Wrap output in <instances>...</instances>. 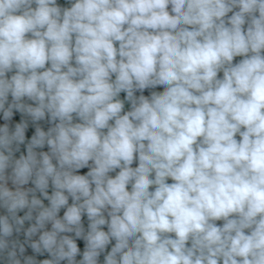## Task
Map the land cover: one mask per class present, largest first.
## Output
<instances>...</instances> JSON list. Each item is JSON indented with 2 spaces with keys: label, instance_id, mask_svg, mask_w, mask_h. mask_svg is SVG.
I'll return each instance as SVG.
<instances>
[{
  "label": "clouds",
  "instance_id": "1",
  "mask_svg": "<svg viewBox=\"0 0 264 264\" xmlns=\"http://www.w3.org/2000/svg\"><path fill=\"white\" fill-rule=\"evenodd\" d=\"M0 264H264V0H0Z\"/></svg>",
  "mask_w": 264,
  "mask_h": 264
},
{
  "label": "crops",
  "instance_id": "2",
  "mask_svg": "<svg viewBox=\"0 0 264 264\" xmlns=\"http://www.w3.org/2000/svg\"><path fill=\"white\" fill-rule=\"evenodd\" d=\"M61 2H62V0H61ZM237 59H239V58H237ZM157 91H161V90H157ZM147 94V93H146ZM31 131V130H30ZM27 135V134H26ZM133 166H135V165H133ZM78 246H80V247H82V242L81 241H78Z\"/></svg>",
  "mask_w": 264,
  "mask_h": 264
}]
</instances>
